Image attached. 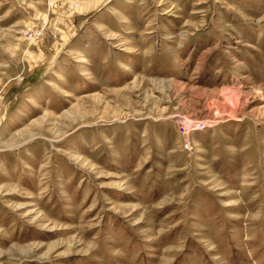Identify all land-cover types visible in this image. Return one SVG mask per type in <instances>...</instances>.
I'll use <instances>...</instances> for the list:
<instances>
[{"label": "rangeland", "instance_id": "rangeland-1", "mask_svg": "<svg viewBox=\"0 0 264 264\" xmlns=\"http://www.w3.org/2000/svg\"><path fill=\"white\" fill-rule=\"evenodd\" d=\"M79 6L0 0V264H264V0Z\"/></svg>", "mask_w": 264, "mask_h": 264}, {"label": "built area", "instance_id": "built-area-1", "mask_svg": "<svg viewBox=\"0 0 264 264\" xmlns=\"http://www.w3.org/2000/svg\"><path fill=\"white\" fill-rule=\"evenodd\" d=\"M180 126H179V134H180V136H181V139H182V142H183V146L185 147V148H189V133L190 132H192L191 130H189L186 126H185V124L182 122V123H180L179 124ZM199 124H197V122H196V125L195 126H193V127H196V130L199 128V126H198Z\"/></svg>", "mask_w": 264, "mask_h": 264}, {"label": "crops", "instance_id": "crops-1", "mask_svg": "<svg viewBox=\"0 0 264 264\" xmlns=\"http://www.w3.org/2000/svg\"><path fill=\"white\" fill-rule=\"evenodd\" d=\"M102 0H77V3L80 4L79 8L84 9H95L101 3Z\"/></svg>", "mask_w": 264, "mask_h": 264}, {"label": "bare ground", "instance_id": "bare-ground-1", "mask_svg": "<svg viewBox=\"0 0 264 264\" xmlns=\"http://www.w3.org/2000/svg\"><path fill=\"white\" fill-rule=\"evenodd\" d=\"M195 125H196V123H194V122H193L192 126H190V123H186V124H185V126H186L189 130H191V131L196 129V127H193V126H195Z\"/></svg>", "mask_w": 264, "mask_h": 264}]
</instances>
